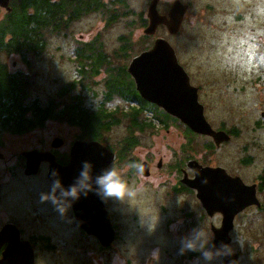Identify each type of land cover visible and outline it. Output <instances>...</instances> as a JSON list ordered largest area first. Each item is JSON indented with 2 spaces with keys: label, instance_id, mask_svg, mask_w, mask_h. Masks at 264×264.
<instances>
[{
  "label": "rangeland",
  "instance_id": "374dc122",
  "mask_svg": "<svg viewBox=\"0 0 264 264\" xmlns=\"http://www.w3.org/2000/svg\"><path fill=\"white\" fill-rule=\"evenodd\" d=\"M174 1L160 0L159 11L167 14ZM181 1L188 4L189 9L180 32L175 36L169 35L165 27L158 28L154 36L144 34L151 0H127L125 5L101 0L105 7L84 14L70 28L62 29L54 37L48 32L46 51L37 57L33 56L29 68L18 56H3L2 61L11 67L15 62L22 71L31 73V96L47 103L56 98L62 85L78 78L75 58L78 47L89 46L87 52L93 57L96 66L101 58L94 46H100L110 66L128 68L136 56L152 48L157 38H165L176 50L192 85L199 88V100L205 107L208 122L215 130H223L231 136L230 141L222 143L220 147L212 139L199 136L191 143V154L203 165L223 167L230 174L240 170L237 174L247 183L251 182L264 167V0ZM6 13L7 10L0 7V20ZM123 47L125 49L121 51ZM107 74L103 67L96 79L90 81V87L97 92L98 97L104 92ZM94 81H98L97 84L94 85ZM85 97L88 102L93 100L92 92L87 91ZM70 99L71 95L63 101L70 102ZM108 107L109 110L116 107L120 117L123 116L120 112L127 109L117 98ZM121 120L103 141L115 151L120 149L122 140L127 136L129 120L125 117ZM157 127L158 123L153 128L144 129L142 134H138L139 131L134 134L139 138L138 147L125 156L122 167H116L124 179L127 174L136 171L135 161L146 158L147 152H151L156 159L164 157L165 163L174 159V156L185 155L182 152L187 142L183 135L184 126L170 122L164 129ZM233 129H237L236 135L229 133ZM191 134L188 131V135ZM80 135V129L66 122L50 120L22 140L27 141L24 149H31L41 146L38 143L41 140L63 136L70 143L74 137L80 138ZM211 142L214 148L207 149V144ZM250 157L251 161L243 165L242 159ZM127 185L136 195L124 201L117 200L130 213V217L133 218L135 214L139 220L122 224V241L115 245L121 256L115 257L114 264H128L126 261L129 260L130 264H194L198 256L190 260L187 256L177 254L180 238L187 236L191 230L179 237L168 233L163 223L165 216L159 212L151 192H141L142 189H136L133 183ZM44 189L49 190L44 186L37 193L40 194ZM192 197L193 201H197L196 196L192 194ZM190 210L193 213V205ZM201 214L202 210L197 211L199 218ZM207 221L204 220L203 224L206 225ZM239 221L244 228L235 238L245 257L243 243L248 239L245 234V215ZM156 250L159 251L158 260L152 256ZM112 253L108 252L107 256H115ZM170 253H174V256ZM260 257V260L264 259V256ZM252 261L255 262L254 259ZM214 264H222V258Z\"/></svg>",
  "mask_w": 264,
  "mask_h": 264
},
{
  "label": "flooded vegetation",
  "instance_id": "af4514ba",
  "mask_svg": "<svg viewBox=\"0 0 264 264\" xmlns=\"http://www.w3.org/2000/svg\"><path fill=\"white\" fill-rule=\"evenodd\" d=\"M18 57L21 58L20 56ZM21 62H23L22 59ZM5 63L10 73L18 74L20 77H22V73H25L21 67L18 68L17 63L14 62L12 67L7 62ZM27 68H29V65H27ZM25 74L30 75L31 73ZM106 86L107 84L104 81V91ZM69 95H71L70 100H72L75 93L70 92L67 97ZM134 104L139 105L136 101ZM147 104L151 103L147 102ZM146 108L149 107L147 106ZM140 109L143 111L142 108ZM109 111H117L118 113L116 107L111 108ZM70 126L76 128L72 125ZM186 127L185 125L183 135L187 142L182 151L185 154L183 157H180V155L174 156V159L165 163L164 157L156 159V156L153 157L151 152H147L146 158L141 161H135L137 163L135 172L127 174L125 179L121 176L126 183H131V185L133 183L136 189H142L141 192H151L150 195L155 197L154 203L159 206V212L165 216L163 223L168 233L174 237L184 236L187 235L189 230L200 226L210 239L211 246L217 234H222L220 230L223 216L220 213L209 215L198 199L197 191L188 185V180L191 181L195 178L193 170L189 167V161L195 160L199 162L191 154L193 148L191 143L199 136H207L195 133L194 135H188ZM157 128L164 129L165 125L159 124ZM34 130L22 129V125L9 126L0 123V264H114L115 257L121 256L120 250H117L115 245L122 241V224L127 221H131V223L133 220L138 221L139 217L134 216L135 214H133V218L130 217V213L125 210L116 198L101 199L110 215V221L116 232L114 242L109 247H106L97 236L88 233L81 226L76 218L73 204L66 214L61 215L51 203H41L40 194L42 191L38 194L37 190H42L44 186L49 189L51 183L48 177L50 163L49 161H43L36 173L27 174V160L24 154L32 151L46 153L50 155V158L54 157L58 165L66 166L71 161L72 147L80 138L79 136L77 139L74 137L69 143L65 137L55 136L48 141H39L38 143L42 144L41 146L24 149L27 141L22 140V138ZM143 131H139L138 134H142ZM135 139L138 143L139 138L135 137ZM58 140L61 143L60 146H58ZM102 144L117 154V159L111 165L115 168L122 167L121 162L125 157L121 156L119 150L115 151L108 145ZM137 147L138 144L133 150ZM121 148L122 146L120 145ZM250 159L251 157L244 158L241 162L246 165L251 161ZM126 160H129V158L126 157ZM143 163H146L149 168L147 176L140 171ZM200 164L203 165L202 163ZM239 171L229 174L233 177H240L248 186L256 185L257 196L261 206L249 207L234 218L233 229L224 239L228 240L227 245L232 250V254L228 256H238L236 264H264V259L260 260V256H264V167L255 178L256 180L254 179L248 183L241 175L237 174ZM43 192L47 191L44 189ZM192 194L196 196L197 201L192 200ZM191 205L194 206L193 213L190 210ZM199 210L203 211L201 218L197 215ZM243 215H245L246 219L245 234L248 238L243 243L246 249L245 257L242 256L240 246L236 244L237 239L235 238L236 235H239L241 229L244 228L242 226L243 223L241 224L239 221ZM204 220H208L206 225L203 224ZM237 220L238 225H236ZM94 222L98 223L97 215L94 216ZM179 230H182V232H179ZM76 240L79 241L78 244H75ZM108 252H113L112 254L115 256H107ZM174 253H170V255L174 256ZM199 255L200 253L198 252H187L184 255L178 254V256H187L190 260H194ZM249 256L251 260H249ZM225 257L227 256L222 257V264H224ZM126 262L130 264L131 260Z\"/></svg>",
  "mask_w": 264,
  "mask_h": 264
},
{
  "label": "trees",
  "instance_id": "16d2710c",
  "mask_svg": "<svg viewBox=\"0 0 264 264\" xmlns=\"http://www.w3.org/2000/svg\"><path fill=\"white\" fill-rule=\"evenodd\" d=\"M110 1L112 4L125 5L127 0ZM102 3L101 0L11 1L10 10L0 20L1 124L22 125V129L33 130L42 127L50 120L66 122L81 130L80 138L103 143L106 134L122 121L121 118L125 117L129 120V124L127 136L120 144L122 148L119 152L122 157L133 151L137 144L139 145L134 137L137 131L154 127L157 123L166 127L169 122H175L185 127L179 120L156 105L147 104L137 92L127 66H110L100 46H94L101 58L97 61V66L92 60L93 57L87 52L89 46L78 47L75 55L78 78L62 85L57 91L56 98L47 103H43L39 97L31 96L30 89L33 82L31 74L22 73L20 77L8 71L5 61H2L3 56L18 55L30 67L33 56L37 57L46 51L47 42L49 43L48 32L54 37L62 29L70 28L71 24L84 14L105 7ZM124 49L125 47L121 51ZM103 67L108 72L107 86L98 97L97 92L90 87V81L96 79L95 77L100 74ZM96 83L97 81H94V85ZM87 91L93 94V100L90 102L85 97ZM70 92L75 93L72 100L63 101ZM115 98L126 105L127 109L120 112L122 117L118 116L119 111L118 113L109 111L108 105ZM135 101L139 105L134 104ZM147 106L149 108H146ZM186 130L194 135L187 127ZM229 133L236 135L238 131L233 129ZM206 148H214L213 143L207 144Z\"/></svg>",
  "mask_w": 264,
  "mask_h": 264
},
{
  "label": "water",
  "instance_id": "95a60500",
  "mask_svg": "<svg viewBox=\"0 0 264 264\" xmlns=\"http://www.w3.org/2000/svg\"><path fill=\"white\" fill-rule=\"evenodd\" d=\"M11 1L0 0V7L9 11ZM159 3L160 0H151L149 3L148 24L144 34L154 36L158 28L164 26L169 35H177L182 28L189 5L181 0H175L168 13L162 14L159 11ZM128 73L146 102L163 109L193 133L212 138L217 147L230 141L231 136L227 132L215 130L208 122L205 107L199 100V88L192 85L189 74L179 62L176 50L167 39L157 38L152 48L136 56L128 67ZM57 142L60 146V141ZM49 156L38 151L25 153L26 173H36L43 161H49V179H52L51 171L55 169L59 172V178L65 187L73 183L82 161L88 160L93 163L92 174L95 176L117 159V154L102 143L81 139L74 143L68 165H58L55 158ZM189 167L193 170L195 178L188 180V185L197 191V197L204 209L209 215L220 213L223 216L220 230L222 234H217L212 243L219 248L222 243L228 244V240L224 239L233 229L236 215L249 207L261 206L256 185H246L240 177L231 176L222 167L203 166L195 160L189 161ZM140 171L147 176L148 165L143 163ZM205 179L207 183H202ZM72 204L81 226L88 233L97 236L104 246L109 247L116 238V232L104 203L95 191L89 192L86 197L81 196ZM95 215L98 216V223L94 222ZM237 258L238 256H227L224 258V264H236Z\"/></svg>",
  "mask_w": 264,
  "mask_h": 264
},
{
  "label": "clouds",
  "instance_id": "9594fccd",
  "mask_svg": "<svg viewBox=\"0 0 264 264\" xmlns=\"http://www.w3.org/2000/svg\"><path fill=\"white\" fill-rule=\"evenodd\" d=\"M93 167L91 161H82L76 178L67 187L59 178V172L53 169L49 190L40 194V202L51 203L61 215H64L74 201L79 200L81 196L86 197L92 191H95V194L102 200L116 198L124 201L125 198H132L136 195V192L127 185L114 166L102 169L95 176L92 174ZM202 183H207V180H203ZM179 244V255H184L187 252L200 253L194 264H214L216 260L232 254V250L227 244L222 243L219 248L214 245L210 246V239L200 226L194 227L187 236L181 237ZM152 256L153 259L158 260L159 251H154Z\"/></svg>",
  "mask_w": 264,
  "mask_h": 264
}]
</instances>
